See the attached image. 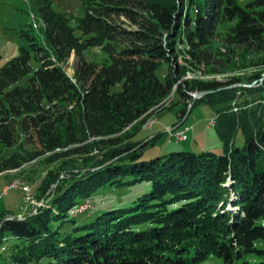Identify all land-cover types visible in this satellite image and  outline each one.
I'll list each match as a JSON object with an SVG mask.
<instances>
[{"label": "trees", "instance_id": "16d2710c", "mask_svg": "<svg viewBox=\"0 0 264 264\" xmlns=\"http://www.w3.org/2000/svg\"><path fill=\"white\" fill-rule=\"evenodd\" d=\"M29 1L37 22H2L18 54L0 66V175L46 154V162L64 163L38 186L44 206L0 219V259L5 252L7 264H200L210 256L264 264V71L247 79L254 86L183 79L230 63L237 49L264 68V0H75L80 14L66 0ZM90 48L104 58L86 60ZM71 55L73 77L64 68ZM193 92L204 95L188 108ZM174 93L183 106L171 127L205 102L221 155L144 158L159 135L135 136ZM142 182L150 190L132 206L76 222L96 204L72 211L99 189Z\"/></svg>", "mask_w": 264, "mask_h": 264}, {"label": "rangeland", "instance_id": "374dc122", "mask_svg": "<svg viewBox=\"0 0 264 264\" xmlns=\"http://www.w3.org/2000/svg\"><path fill=\"white\" fill-rule=\"evenodd\" d=\"M65 6L70 11L79 13L78 5L75 0H66ZM18 8L17 10L14 8ZM32 20L37 22V17L32 14V8L30 7L29 0H0V66L3 65L8 59L15 57L18 54V46L16 43L8 41L2 34V22L6 20ZM220 52H227L222 44H217ZM243 53L241 49L236 50V55L232 57L231 62H224L220 65H214L212 67L202 69L200 75L197 72L193 74L189 72L190 76L186 73L183 79L202 78L205 81H218L226 82L232 78H240V83L235 86H254L255 82L248 83L247 79L258 72H263L264 68L254 67L253 63L256 59V54H252L245 61L240 55ZM84 56L86 60L92 62H99L104 58L99 48H90L85 51ZM248 61V62H247ZM180 63V61H179ZM74 56L71 55L69 60L64 64V68L70 77H73L74 70ZM165 67L157 72V75L161 78ZM196 77V78H195ZM201 80V79H198ZM121 85H116L112 91L120 90ZM180 98L176 93L171 95L169 99V108L161 111L154 116V123L152 129H141L135 136L136 140H143L145 142L152 136L158 134L159 137L155 140L153 145L149 146L144 151V158L149 159L156 156L165 155L170 152L178 151H194L200 153L202 151H211L216 155L222 154V142L220 141L215 127H207V119L213 115V112L209 105L205 102L196 103L188 115L187 120L179 127L186 128L193 126L191 131L187 132L188 139L186 141L173 140L168 142V126H172L178 120V113L181 110L183 103L179 102ZM172 102V103H171ZM172 107H171V106ZM207 118V119H206ZM196 132V133H195ZM234 144L236 147L243 146V137L240 132L237 133L234 138ZM97 150H94L91 155H97ZM50 154H46L40 159L34 160L30 163L24 164L21 168L8 171L0 175V219L1 218H24L29 212L35 213L38 207L45 205L43 199H37L38 186L41 180L50 171H60L62 161H55L48 163L45 161ZM78 159V158H75ZM71 168V166H69ZM65 174V171H61V176ZM25 183L28 184L30 191L33 192L32 200L25 203L23 194L20 189H10L6 194H2L3 190L7 186H11L13 183ZM149 182H142L133 186H105L99 189L92 198V204L95 203V209L88 210L76 217L78 224H87L94 220V218L104 211L116 208H128L135 204L139 197L146 194L150 190ZM102 201V204L100 203ZM82 202V201H81ZM85 202V201H84ZM80 203V202H78ZM31 204V205H30ZM94 206V204H93ZM71 223H66V228L70 227ZM5 243H12L9 239ZM3 257L0 259V264L5 263V252L2 253ZM7 264V263H5ZM200 264H223L222 261L216 257H208Z\"/></svg>", "mask_w": 264, "mask_h": 264}, {"label": "built area", "instance_id": "2783aa9c", "mask_svg": "<svg viewBox=\"0 0 264 264\" xmlns=\"http://www.w3.org/2000/svg\"><path fill=\"white\" fill-rule=\"evenodd\" d=\"M189 95L191 97V100H192V97H197V99L200 98L199 92H197V94H189ZM191 102L192 101L187 100L188 108L191 107ZM215 124H216V117L214 115L207 119V126L208 127H214ZM152 127H153V125L150 126L149 129H152ZM187 130H188L187 128L181 129V128H177V127H175V128L169 127L167 129V133H168V137H169L168 142L171 143L173 140H176V141H179V142L180 141H185L187 139V134H186ZM10 189H20L22 194H23V198H24L25 203H27V197L28 196H33V192L32 191H28V184H25L23 182L22 183H17L15 186H7L5 188V190H3L2 194H6L7 191L10 190ZM86 206H93V204H92V202H88V203H86Z\"/></svg>", "mask_w": 264, "mask_h": 264}, {"label": "bare ground", "instance_id": "6f19581e", "mask_svg": "<svg viewBox=\"0 0 264 264\" xmlns=\"http://www.w3.org/2000/svg\"><path fill=\"white\" fill-rule=\"evenodd\" d=\"M187 74H188V76H190L189 72H187ZM192 94H197V92H193ZM168 106H169V103L167 102V103L165 104V107H168ZM154 120H155V119H154ZM154 120L151 119L150 122H147L146 125H145L146 128H149V127L152 125V123H153ZM17 183H18V182H15V183H13L11 186H15ZM28 191H30L29 187H28ZM31 200H32V196H28V197H27V201L30 202ZM88 202H90V200H86L85 202H83L81 205H79V207H78L77 209H75L74 211H72V214L75 215L76 213L82 212V211H84L86 208L90 207V206H86V203H88ZM85 206H86V207H85Z\"/></svg>", "mask_w": 264, "mask_h": 264}, {"label": "crops", "instance_id": "0c3cea01", "mask_svg": "<svg viewBox=\"0 0 264 264\" xmlns=\"http://www.w3.org/2000/svg\"><path fill=\"white\" fill-rule=\"evenodd\" d=\"M212 116H213V115H212ZM206 119H207V118H206ZM169 127H171V126H168V128H169ZM207 127H208V126H207ZM186 128L188 129V130H187V132H188V131H191L190 129H193V126L191 125V126H188V127H186ZM142 129H143V128H142ZM181 129H185V128H181ZM187 132H186V134H187ZM195 133H196V132H195ZM187 139H188V137H187ZM187 139H186V140H187ZM186 140H185V141H186Z\"/></svg>", "mask_w": 264, "mask_h": 264}, {"label": "water", "instance_id": "95a60500", "mask_svg": "<svg viewBox=\"0 0 264 264\" xmlns=\"http://www.w3.org/2000/svg\"><path fill=\"white\" fill-rule=\"evenodd\" d=\"M204 95V93H199V96L202 97ZM197 99V97H192V103Z\"/></svg>", "mask_w": 264, "mask_h": 264}]
</instances>
